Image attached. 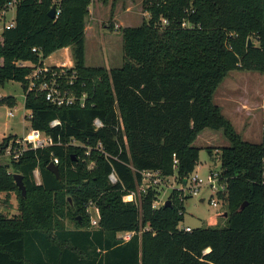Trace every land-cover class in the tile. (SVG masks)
<instances>
[{
    "label": "trees",
    "instance_id": "16d2710c",
    "mask_svg": "<svg viewBox=\"0 0 264 264\" xmlns=\"http://www.w3.org/2000/svg\"><path fill=\"white\" fill-rule=\"evenodd\" d=\"M11 1L0 0V11ZM92 2L18 0L14 25L0 34V85L19 81L27 92L34 67L70 47L67 76L75 72V92L88 94L85 107L56 106L36 90L25 94L31 128L55 144L0 164V194L14 191L19 210L0 215V264H264V110L263 139L254 143L213 100L230 71L264 72V0H143L150 17L122 29L124 62L111 69L85 64ZM53 4L60 8L55 18ZM251 34L258 44L248 45ZM1 102L16 104L12 96ZM207 127L230 142L220 150L226 189L216 194L227 206L225 228L180 227L185 199L177 189L171 204L158 208L154 190L137 203L123 199L137 189L141 170L176 174L184 183L199 163L193 142ZM13 138L0 144V156ZM55 157L60 179L47 168ZM10 168L23 175L25 196ZM90 200L98 211L95 227L85 212ZM125 231L135 234L123 241L118 234Z\"/></svg>",
    "mask_w": 264,
    "mask_h": 264
},
{
    "label": "rangeland",
    "instance_id": "374dc122",
    "mask_svg": "<svg viewBox=\"0 0 264 264\" xmlns=\"http://www.w3.org/2000/svg\"><path fill=\"white\" fill-rule=\"evenodd\" d=\"M93 14L91 15L90 26L85 40L86 59L89 66H103L107 69L119 68L124 62L122 29L127 26H139L144 19L150 17L144 10L143 0H93ZM16 9L14 5H8L0 11V34L3 28L14 21ZM90 14V13H89ZM253 43L258 44L257 37L251 34ZM251 38V37H249ZM71 50V49H70ZM64 51L57 50L45 59V64H57L66 62ZM71 57L72 51H71ZM30 64V63H29ZM69 64V63H68ZM73 64V63H72ZM71 63L69 64V66ZM231 85V92L236 96H245L256 101L264 98V72L257 69L232 70L218 86L215 95H220L221 91ZM28 92V91H27ZM23 85L19 81L9 80L0 85V139L5 140L9 136L22 137L31 134L30 110L25 107V94ZM36 92H38L36 90ZM6 96H12L16 100L14 106L2 103ZM215 96V98H216ZM218 103V100H215ZM254 102V101H253ZM232 110V108H231ZM12 111L14 115H9ZM256 126V125H255ZM239 129V124L236 123ZM215 134V135H213ZM214 136V137H213ZM251 141L259 142L258 136L250 137ZM193 145L199 147V163L193 174H198L207 178L211 171H221L220 150L221 147L228 146L229 141L223 135L222 130L205 128L201 131ZM217 146V148H214ZM7 155L0 156V164H9ZM10 171L15 172L10 168ZM36 179L40 181L39 171H35ZM167 185L160 187L154 202L161 206L170 200L175 188H178L177 196L184 200V219L180 222V227L190 226L191 228H219L227 226V217L224 213L227 206H213L210 198L213 192L202 186L199 193L191 195L187 188L183 189V182L176 174L167 176ZM182 188V189H181ZM204 198V201H201ZM218 199V198H217ZM92 202V203H91ZM85 212L89 215L90 226L95 227L91 220L98 219V211L95 202L90 200L85 205ZM12 217L19 213L17 194L12 191L9 194H0V215ZM69 228L75 227L72 219L65 220Z\"/></svg>",
    "mask_w": 264,
    "mask_h": 264
},
{
    "label": "built area",
    "instance_id": "2783aa9c",
    "mask_svg": "<svg viewBox=\"0 0 264 264\" xmlns=\"http://www.w3.org/2000/svg\"><path fill=\"white\" fill-rule=\"evenodd\" d=\"M18 0H12L9 4L16 5ZM60 13V8L56 5V16ZM162 22L166 24L168 20L166 18L162 19ZM14 21L7 26H13ZM183 26L191 27L190 24L183 22ZM35 51L36 48L34 47ZM30 62H22L21 65H29ZM31 64V63H30ZM56 66V67H54ZM73 66V65H72ZM72 66H69L67 62H61L57 64H45L37 65L34 67L31 74L28 76V91L37 90L45 94L47 101L51 102L56 106H72L78 104L80 107H85L87 105L88 94L83 92L78 95L74 90V78L75 72L72 76L68 75V69ZM1 97V96H0ZM9 115H14L12 111L8 112ZM31 116V114L29 115ZM58 120H54L52 125H56ZM95 125L97 127L102 126V122L99 119L95 120ZM32 132L29 135L16 137L8 140L5 145L4 155H7L9 158L19 159L24 151L27 149H39L45 148L51 145H54V139L47 135L45 132L37 129L31 128ZM4 143V140L0 139V144ZM72 144L78 146H84V143L74 139ZM88 154L89 151H86ZM53 162L58 164L59 159L55 157ZM175 163L177 160L175 159ZM141 182L138 184L135 191L130 192L127 195H124L123 199L125 201H132L137 203L138 198L144 194H147L149 190L159 191L160 187H164L167 184V175L162 174L159 169H145L140 171ZM110 180L112 182L117 181V176L114 172L110 174ZM202 186H207L212 192L213 195L210 198V203L213 206L219 205V199H217V193L219 191H224L226 189V183L222 180L221 171H211L208 177L205 179L199 176L197 173H191L190 176L186 178V184L183 183V189L187 188L191 195H196L199 193V190ZM178 189V188H175ZM182 189V188H181ZM204 199V198H203ZM166 202V201H165ZM164 202V203H165ZM92 203V202H91ZM154 208H158V204L153 203ZM92 224H98V219L94 218L91 220ZM183 229L189 231L191 230L190 226L182 227ZM135 234V231H125L120 232L118 237L123 241H128Z\"/></svg>",
    "mask_w": 264,
    "mask_h": 264
},
{
    "label": "crops",
    "instance_id": "0c3cea01",
    "mask_svg": "<svg viewBox=\"0 0 264 264\" xmlns=\"http://www.w3.org/2000/svg\"><path fill=\"white\" fill-rule=\"evenodd\" d=\"M92 5H93V2L90 6V14L87 17V23H86V29H85V40L87 37V31H90V30H88V28L90 26V23H88V22L91 21L90 20L91 15L93 14ZM70 49H71L70 47H65V48H61L59 50L64 51V53L66 55L65 59L67 60L66 61L67 64L71 63L70 66H72L74 64V59L72 60ZM44 63H45V60H44ZM85 64H86V66H89L87 64V59H86V48H85ZM93 67H99V66H93ZM100 67H103V66H100ZM215 93H216V91H215ZM215 93H214V99H213L214 102L216 103L215 100H218L217 101L218 103H216V104L221 108L222 114L227 119H229L231 121V123L234 125L236 131L242 136V138L244 140L254 142V141H251L249 138L250 137L252 138L254 136H258V138H261V141L254 142V143L262 142V139H263L264 98L261 101H256V100H253L252 98H246L245 96L244 97L243 96L238 97V96L232 94L231 85L224 88L221 91L220 95L216 96ZM215 96H216V98H215ZM231 108H232V110H231ZM30 114H31V110H30ZM236 123L239 124V129L236 128ZM207 128H210V127H207ZM213 135H215V134H213ZM214 148H217V146H215ZM202 201H204V199H202Z\"/></svg>",
    "mask_w": 264,
    "mask_h": 264
},
{
    "label": "water",
    "instance_id": "95a60500",
    "mask_svg": "<svg viewBox=\"0 0 264 264\" xmlns=\"http://www.w3.org/2000/svg\"><path fill=\"white\" fill-rule=\"evenodd\" d=\"M49 15L52 17V18H55L56 17V4H53L52 7L50 8L49 10ZM254 43L252 42L251 38L248 39V45L251 46L253 45ZM47 168L53 172L57 178H61V174H60V168H59V165L54 163L53 161H51ZM13 177H14V180L17 184V186L21 189L22 191V195L25 196L26 195V186L24 184V181H23V175L21 173H14L13 174ZM184 184H186V179L184 180ZM202 201V200H201ZM171 204V201L170 200H167L165 202V205H169ZM247 204V202H245L241 208H243L245 205ZM225 216L228 215L227 212L224 213Z\"/></svg>",
    "mask_w": 264,
    "mask_h": 264
}]
</instances>
